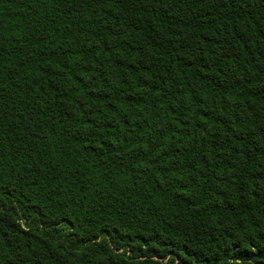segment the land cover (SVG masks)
Masks as SVG:
<instances>
[{"label": "trees", "instance_id": "16d2710c", "mask_svg": "<svg viewBox=\"0 0 264 264\" xmlns=\"http://www.w3.org/2000/svg\"><path fill=\"white\" fill-rule=\"evenodd\" d=\"M0 264H264V0H0Z\"/></svg>", "mask_w": 264, "mask_h": 264}]
</instances>
